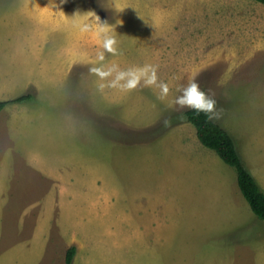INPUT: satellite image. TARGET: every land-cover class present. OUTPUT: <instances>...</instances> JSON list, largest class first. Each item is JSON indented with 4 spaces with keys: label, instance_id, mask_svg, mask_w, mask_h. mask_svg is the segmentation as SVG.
Masks as SVG:
<instances>
[{
    "label": "rangeland",
    "instance_id": "1",
    "mask_svg": "<svg viewBox=\"0 0 264 264\" xmlns=\"http://www.w3.org/2000/svg\"><path fill=\"white\" fill-rule=\"evenodd\" d=\"M193 80L264 192V4L0 0V264H264V220L175 104Z\"/></svg>",
    "mask_w": 264,
    "mask_h": 264
},
{
    "label": "trees",
    "instance_id": "2",
    "mask_svg": "<svg viewBox=\"0 0 264 264\" xmlns=\"http://www.w3.org/2000/svg\"><path fill=\"white\" fill-rule=\"evenodd\" d=\"M256 1L264 4V0ZM30 98V96L20 97L14 102H24ZM7 105L8 102L0 101V114ZM184 118L196 128L198 139L202 145L216 152L227 165L236 170L238 184L244 198L257 217L264 220V192L243 164L232 136L214 120L207 119L203 113L197 114L189 109L184 113ZM76 252L75 247L67 252V264H72Z\"/></svg>",
    "mask_w": 264,
    "mask_h": 264
},
{
    "label": "clouds",
    "instance_id": "3",
    "mask_svg": "<svg viewBox=\"0 0 264 264\" xmlns=\"http://www.w3.org/2000/svg\"><path fill=\"white\" fill-rule=\"evenodd\" d=\"M66 0H60V3H64ZM76 11L74 14H76ZM89 12V11H88ZM95 23H83L80 26L82 32H94V34L102 40L103 48L109 53H115L114 47L117 43L115 38L110 35V26L106 21L101 22L100 18L95 14ZM87 17H85V20ZM100 60L104 59V53H99ZM115 68H110L108 71H102L101 69H90L92 72L98 73L101 77L111 75ZM144 79L145 84L152 85L157 82L156 69L152 66H145L144 68L129 70L127 72H118L115 80L112 81L111 86H120L122 88L131 89L134 88L137 83ZM120 81H125L123 84H119ZM163 94H167L169 89L167 84L160 85ZM175 104L181 108H188L197 114L203 113L209 120L219 118V112L216 110V101L212 99L205 91L200 88V85L193 80L186 87H183L182 94L176 97ZM168 121H165L167 125Z\"/></svg>",
    "mask_w": 264,
    "mask_h": 264
}]
</instances>
